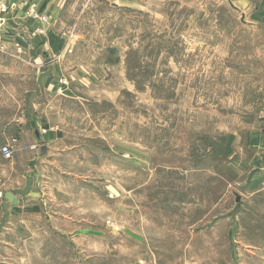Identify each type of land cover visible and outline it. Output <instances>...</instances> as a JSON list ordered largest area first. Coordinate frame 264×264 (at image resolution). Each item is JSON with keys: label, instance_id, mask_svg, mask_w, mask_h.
<instances>
[{"label": "rangeland", "instance_id": "1", "mask_svg": "<svg viewBox=\"0 0 264 264\" xmlns=\"http://www.w3.org/2000/svg\"><path fill=\"white\" fill-rule=\"evenodd\" d=\"M64 1L53 89L84 98L90 126L59 100L91 131L48 191L78 223L1 224L0 264H227L246 244L264 260V190L245 191L260 167L247 143L264 137V27L238 0ZM31 80H12V119L20 97L40 99ZM6 135L0 124V147ZM8 163L0 153L1 192Z\"/></svg>", "mask_w": 264, "mask_h": 264}, {"label": "crops", "instance_id": "2", "mask_svg": "<svg viewBox=\"0 0 264 264\" xmlns=\"http://www.w3.org/2000/svg\"><path fill=\"white\" fill-rule=\"evenodd\" d=\"M90 1L81 0L80 4L87 6ZM103 1L122 3L121 0ZM64 2V0H7L5 3L7 8L9 6L7 13H3V16L0 13V104H4L3 108H0V124L3 125V132L7 133L3 144L10 137L17 139L13 156L7 160L9 168L5 175L9 176V183L5 185L2 196L4 192L23 188L28 178L32 181L27 194H14L17 198L16 205H11L3 197L0 198V231L1 224L78 223L71 216L55 211L57 196L48 191V184L51 182V178L48 177L50 172L57 170L59 176L68 175L67 170L61 166L62 162L69 157L83 155L86 149L85 141L90 137L91 131L90 127L75 125L73 122L75 112L64 105L63 100H59L68 98L75 101L78 108H83L79 113L80 121L88 122L90 126V114L85 111L84 98L71 90L67 84L60 86L61 89H53V85L58 86L60 77L63 76V74L59 76L57 71L60 70V63L67 49L68 36L56 29ZM238 3L243 5L241 14L246 23L264 27V0H238ZM32 10L38 13L33 15L30 13ZM82 13L79 12L77 19ZM15 44L21 45L22 50L18 51ZM49 67L52 68L51 74L42 79L40 88L37 77ZM33 77L35 86L33 90H37L41 95L40 99L27 104L24 96L23 99L20 97V102L24 101L22 104L25 109L22 108L14 120L10 110H5V104L12 101L13 93L17 92L20 96L21 92L19 89H13L12 80L26 79L28 83ZM28 91L24 90L23 94ZM53 97H57L58 100L53 102ZM263 144L262 135H259L254 143L252 139L247 143V147L255 151L250 163L253 165L254 162H258L260 165V167L253 165L255 167L251 171L257 168L259 170L247 179L245 191L248 197L264 190ZM50 206L54 210L49 209ZM228 246L229 249L233 246L236 250V240H232L231 243L228 240ZM242 250L243 258H239V261L234 259L232 263L230 257L227 264L236 262L264 264L263 258L257 256L255 249L249 244L244 245Z\"/></svg>", "mask_w": 264, "mask_h": 264}, {"label": "water", "instance_id": "3", "mask_svg": "<svg viewBox=\"0 0 264 264\" xmlns=\"http://www.w3.org/2000/svg\"><path fill=\"white\" fill-rule=\"evenodd\" d=\"M51 71H52V68L49 67L46 71H43V72H41L38 75V77H37V83H38V85H39L40 88H42V79L44 77L49 76L51 74ZM258 170H259V168H257L256 170H252L250 172L249 177L252 176L253 173H255ZM31 182H32L31 179L28 178L25 181V185H24L23 188L15 189L13 192H10V191L4 192L3 193V198L6 201H8L11 205H16L17 204V198L15 197L14 194H16V195H25V194H27L29 192V190H30ZM238 200H239V197L237 196L236 197V201H238ZM238 207H239V204H237L236 205V208H234V212L232 213V215H234V213L237 211Z\"/></svg>", "mask_w": 264, "mask_h": 264}, {"label": "built area", "instance_id": "4", "mask_svg": "<svg viewBox=\"0 0 264 264\" xmlns=\"http://www.w3.org/2000/svg\"><path fill=\"white\" fill-rule=\"evenodd\" d=\"M3 20H1L2 23ZM0 41H1V37H0ZM16 49L19 51L21 49V45L19 44H15ZM62 83H64L61 80ZM17 142V139L15 137H10L7 139V141L0 147V153L2 155V157L6 160L11 159L13 156V152H14V148H15V144ZM0 197H2V192L0 191Z\"/></svg>", "mask_w": 264, "mask_h": 264}]
</instances>
